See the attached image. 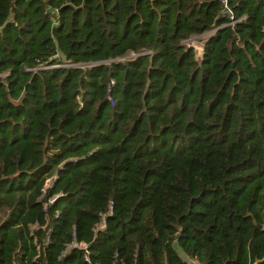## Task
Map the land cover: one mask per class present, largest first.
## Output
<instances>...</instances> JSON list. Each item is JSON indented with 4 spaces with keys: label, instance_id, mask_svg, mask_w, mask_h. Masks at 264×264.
Masks as SVG:
<instances>
[{
    "label": "trees",
    "instance_id": "16d2710c",
    "mask_svg": "<svg viewBox=\"0 0 264 264\" xmlns=\"http://www.w3.org/2000/svg\"><path fill=\"white\" fill-rule=\"evenodd\" d=\"M73 241L264 264V0H0V264Z\"/></svg>",
    "mask_w": 264,
    "mask_h": 264
},
{
    "label": "built area",
    "instance_id": "2783aa9c",
    "mask_svg": "<svg viewBox=\"0 0 264 264\" xmlns=\"http://www.w3.org/2000/svg\"><path fill=\"white\" fill-rule=\"evenodd\" d=\"M223 2L225 3V0H223ZM211 33H212V31H210L209 33L203 35V37H206V36L210 35ZM188 43H189V46H193L194 49L196 50V47L194 46V40H190ZM200 51L202 53L201 48H200ZM47 184H49V183H47ZM53 201H54V198H51L49 200V202H53ZM112 213H113V206H112V203H109L107 211L100 215L98 223L95 225V227L92 230V233L94 235L98 231H101V230H103L106 227V220H107L108 217H110L112 215ZM48 243H49V236H47V238L43 242V245L46 246ZM73 248L81 250L83 252V258H84V261H85L86 264H94L91 261V259H90V252H89L88 246L86 244H84V243H77V242L73 241L71 244L66 246L65 251L61 254V256H64L69 250H71ZM36 249H37V252L40 251V247L39 246H37ZM191 263L192 264H199L197 261H191Z\"/></svg>",
    "mask_w": 264,
    "mask_h": 264
},
{
    "label": "rangeland",
    "instance_id": "374dc122",
    "mask_svg": "<svg viewBox=\"0 0 264 264\" xmlns=\"http://www.w3.org/2000/svg\"><path fill=\"white\" fill-rule=\"evenodd\" d=\"M198 45H199V43H197V42L194 43V46L196 47V57H197V59H199V57L201 56V54H200L201 51H200ZM175 249L177 250V252L180 255V257L185 258V260H187L186 257L182 254V252L177 247H175ZM187 261H188L189 264H192L191 260H187Z\"/></svg>",
    "mask_w": 264,
    "mask_h": 264
},
{
    "label": "crops",
    "instance_id": "0c3cea01",
    "mask_svg": "<svg viewBox=\"0 0 264 264\" xmlns=\"http://www.w3.org/2000/svg\"><path fill=\"white\" fill-rule=\"evenodd\" d=\"M200 38H202V39H203L204 37L202 36V37H200ZM198 39H199V38H198ZM192 40H195V39H192ZM199 49H200V48H199ZM201 50H202V49H201Z\"/></svg>",
    "mask_w": 264,
    "mask_h": 264
}]
</instances>
